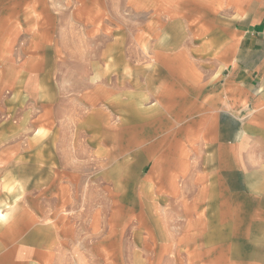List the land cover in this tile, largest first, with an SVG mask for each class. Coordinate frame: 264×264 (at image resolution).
I'll return each instance as SVG.
<instances>
[{"label": "rangeland", "instance_id": "rangeland-1", "mask_svg": "<svg viewBox=\"0 0 264 264\" xmlns=\"http://www.w3.org/2000/svg\"><path fill=\"white\" fill-rule=\"evenodd\" d=\"M33 1L50 43L39 80L4 93L0 210L51 227L49 264H173L146 242L145 203L165 199L145 188V140L178 118L152 112L165 71L154 59L191 36L164 33V0Z\"/></svg>", "mask_w": 264, "mask_h": 264}, {"label": "crops", "instance_id": "crops-1", "mask_svg": "<svg viewBox=\"0 0 264 264\" xmlns=\"http://www.w3.org/2000/svg\"><path fill=\"white\" fill-rule=\"evenodd\" d=\"M164 1V33L191 37L154 59L165 71L152 112L178 118L145 140V188L165 199L145 203L146 242L173 264H264V0ZM35 4L0 0L1 110L6 90L45 70ZM45 187L39 208L57 188ZM24 219L0 217V264H49L55 233Z\"/></svg>", "mask_w": 264, "mask_h": 264}, {"label": "bare ground", "instance_id": "bare-ground-1", "mask_svg": "<svg viewBox=\"0 0 264 264\" xmlns=\"http://www.w3.org/2000/svg\"><path fill=\"white\" fill-rule=\"evenodd\" d=\"M0 217L3 218L5 217V214L3 212L0 211Z\"/></svg>", "mask_w": 264, "mask_h": 264}]
</instances>
